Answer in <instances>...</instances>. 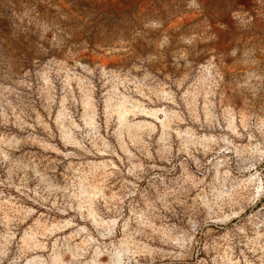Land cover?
<instances>
[{"label":"clouds","instance_id":"obj_1","mask_svg":"<svg viewBox=\"0 0 264 264\" xmlns=\"http://www.w3.org/2000/svg\"><path fill=\"white\" fill-rule=\"evenodd\" d=\"M0 264H264V0H0Z\"/></svg>","mask_w":264,"mask_h":264},{"label":"rangeland","instance_id":"obj_2","mask_svg":"<svg viewBox=\"0 0 264 264\" xmlns=\"http://www.w3.org/2000/svg\"><path fill=\"white\" fill-rule=\"evenodd\" d=\"M90 59H95L94 57H90Z\"/></svg>","mask_w":264,"mask_h":264}]
</instances>
